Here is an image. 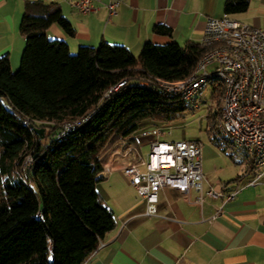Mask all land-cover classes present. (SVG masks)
I'll return each mask as SVG.
<instances>
[{
  "label": "trees",
  "instance_id": "trees-1",
  "mask_svg": "<svg viewBox=\"0 0 264 264\" xmlns=\"http://www.w3.org/2000/svg\"><path fill=\"white\" fill-rule=\"evenodd\" d=\"M251 1L226 0L225 13H244ZM54 24L74 36L57 3L26 2L19 70H12L9 56L0 57V264H84L96 252L116 226L97 190L106 179L108 149L136 142L143 120L166 125L190 110L141 81L188 79L209 51L194 42L147 43L136 56L103 42L72 54L66 42L47 37ZM155 32L172 35L164 25ZM224 94L218 84L212 91L217 106L206 119L218 147L223 143L214 130Z\"/></svg>",
  "mask_w": 264,
  "mask_h": 264
},
{
  "label": "crops",
  "instance_id": "crops-1",
  "mask_svg": "<svg viewBox=\"0 0 264 264\" xmlns=\"http://www.w3.org/2000/svg\"><path fill=\"white\" fill-rule=\"evenodd\" d=\"M77 1L57 3L74 36L57 24L46 33L50 40L66 42L72 54L82 46L98 48L103 42L125 46L136 56L147 43L201 44L208 18L221 19L226 14V0H101L98 12L90 15L76 9ZM110 2L121 4L115 16L105 7ZM25 7L26 0H0V57L9 56L14 72L27 45L21 33ZM231 16L264 30V0H252L246 12ZM158 25L172 29V35L156 33ZM154 129L142 130L131 142L137 147L131 162L148 159L145 150L151 151L157 140L151 134ZM168 136L161 140L172 141ZM209 138L211 147L194 140L203 145L205 191L220 181L228 184V193H237L236 198L229 202L205 198L199 205L195 190L187 196L164 188L157 215L149 216L146 200L121 170L115 171L98 183L97 190L114 212L116 226L84 264H264V176L252 185L256 179L252 162L246 157L237 160L241 153L229 146L218 147ZM239 162L244 163L241 169Z\"/></svg>",
  "mask_w": 264,
  "mask_h": 264
},
{
  "label": "built area",
  "instance_id": "built-area-1",
  "mask_svg": "<svg viewBox=\"0 0 264 264\" xmlns=\"http://www.w3.org/2000/svg\"><path fill=\"white\" fill-rule=\"evenodd\" d=\"M61 1L26 0L47 3ZM98 3L101 0H78L75 7L81 14L90 15L98 12ZM120 6L119 2L105 4L110 16L117 15ZM201 45L209 51L188 79L168 81L150 77L140 84L160 89L168 97L179 98L192 111L206 104L205 93L211 86L214 91L218 84L223 85L225 94L216 138L240 153L245 152L246 158L251 159L256 174L252 185H255L264 176V30L236 20L229 14L221 19L208 18ZM124 84L122 82L112 91ZM78 125L68 126L66 131ZM151 134L157 140L151 144L148 159L138 164L131 162L129 158L137 152L136 145L120 141L103 161L105 177L121 170L146 200L147 215H157L159 193L164 188L176 189L187 196L195 190L198 192L195 202L199 205H203L205 198L225 202L236 198L237 193H228V184L220 181L205 191L202 143L163 141L161 138L166 133L160 128L152 130ZM155 158L157 165H154ZM26 163L31 165L32 158L28 157ZM216 219L217 215L211 222Z\"/></svg>",
  "mask_w": 264,
  "mask_h": 264
},
{
  "label": "rangeland",
  "instance_id": "rangeland-1",
  "mask_svg": "<svg viewBox=\"0 0 264 264\" xmlns=\"http://www.w3.org/2000/svg\"><path fill=\"white\" fill-rule=\"evenodd\" d=\"M212 86L206 91L205 98L206 104L201 107L199 110H189L185 112L181 118L173 123L166 125H156V123L152 120H143L140 124V132L147 128H160L165 131L169 136L167 140L177 141V140H196L199 139L203 142L204 145L211 147L210 138L208 135V121L206 120L207 114L210 111V106L215 110L216 103L212 97ZM214 132H217L214 130ZM223 146L227 147L225 143ZM221 150V149H220ZM233 149H231L232 151ZM150 149H146L145 153L149 155ZM233 152V151H232ZM240 153V152H237ZM239 155V154H238ZM246 153L243 152L241 155L237 156V160L241 161L242 157H246ZM230 159V158H229ZM251 160V159H249ZM244 166V163H240L237 165V168L241 169Z\"/></svg>",
  "mask_w": 264,
  "mask_h": 264
},
{
  "label": "bare ground",
  "instance_id": "bare-ground-1",
  "mask_svg": "<svg viewBox=\"0 0 264 264\" xmlns=\"http://www.w3.org/2000/svg\"><path fill=\"white\" fill-rule=\"evenodd\" d=\"M158 160L155 158L154 165H157Z\"/></svg>",
  "mask_w": 264,
  "mask_h": 264
}]
</instances>
